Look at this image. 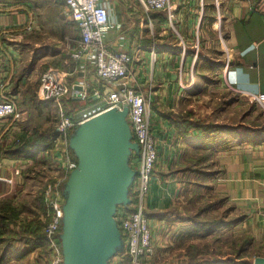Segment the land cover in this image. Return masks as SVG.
<instances>
[{
  "label": "crops",
  "instance_id": "0c3cea01",
  "mask_svg": "<svg viewBox=\"0 0 264 264\" xmlns=\"http://www.w3.org/2000/svg\"><path fill=\"white\" fill-rule=\"evenodd\" d=\"M108 2L114 28L107 35L106 45L111 53L135 56L134 86L150 96L148 120L160 154L147 205L155 244L154 264H161L166 256L175 259L176 264L183 263L187 248L202 242L205 230L209 232L208 226L204 230L202 225L198 227V221L181 208L198 191L225 198L233 206L230 226L217 229L213 235L232 232L237 238L242 228L248 233L264 234V119L260 125L252 126L254 118L239 117L232 123L225 118H209L223 98L233 100L228 110L234 115L235 110L252 101L251 95L264 94V0H171L175 28L187 41L186 51L174 41L176 35L166 14L147 13L139 0ZM32 12L35 11L28 3L0 4V76L6 95L17 106L21 99L27 107L33 103L28 83L38 62L45 66L43 73L62 72L49 62H60L61 53L38 60L36 51L42 44L29 38L32 31L27 32L29 26L37 31L40 25ZM70 24L78 31L73 22ZM223 37L235 54L228 68L220 60ZM197 40L201 48L198 54L193 47ZM72 63L75 80L85 77L93 87L95 71L90 69L84 76L73 60ZM21 118L22 114L18 120L0 122V131H19ZM240 126L250 129L249 137L237 134ZM225 128L233 131L225 132ZM35 130L32 127L17 135L15 146L21 144L24 135L32 138ZM47 155L52 157L49 166L60 165L62 154L55 145ZM203 156L208 159L199 161ZM8 160L17 176L21 174H17L18 170L34 166L31 160ZM199 169L214 176L193 173ZM0 182L10 185L12 180L0 176ZM198 186L202 189L198 190ZM40 235L43 236L41 232ZM250 243L249 252L253 250ZM28 251L21 259L12 257L9 264L49 263V251L46 256L47 250L41 247Z\"/></svg>",
  "mask_w": 264,
  "mask_h": 264
},
{
  "label": "built area",
  "instance_id": "2783aa9c",
  "mask_svg": "<svg viewBox=\"0 0 264 264\" xmlns=\"http://www.w3.org/2000/svg\"><path fill=\"white\" fill-rule=\"evenodd\" d=\"M108 3V0H66L63 13L65 20L76 25L80 35V44L73 49L72 60L84 76L90 69L95 71L94 86L86 82L85 77L77 79L70 85L67 82L69 73L50 70L42 74L37 96L41 101H51L57 105H60L65 98L76 101L88 98L100 100L104 103V110L92 117L111 109L122 111L128 108L127 120L133 140L140 147V153L134 154L131 160V166L137 172L131 190V204L128 207L119 208L116 214V221L124 242V251L114 260L119 264H150L155 256V246L147 215V205L160 154L148 120L150 96L134 86L135 56L127 52L111 53L106 45L107 35L114 28L110 21ZM139 4L148 13H166L180 45L186 51L185 40L175 28L176 16L171 0H139ZM32 29V26L28 27L29 31ZM196 43L198 45V40ZM224 48L223 55L227 58L224 65L228 68L233 63V54L231 56L230 49L225 44ZM196 50L198 54V49ZM79 86L84 90L75 89ZM251 100L264 109V94L251 95ZM20 117L17 103L6 95L0 76V122L18 120ZM88 119L77 121L62 114L61 111V118L56 126L57 137L54 145L61 151L62 159L65 156L67 161L65 168L64 163L62 164L63 179L57 182L53 190L47 192L45 196L50 210L49 213L47 212L48 224L43 232V237L48 244V264L64 263L60 241L65 204L63 187L70 173L78 165L77 160L73 158L69 142L75 129ZM20 173L21 171L18 170L17 174Z\"/></svg>",
  "mask_w": 264,
  "mask_h": 264
},
{
  "label": "rangeland",
  "instance_id": "374dc122",
  "mask_svg": "<svg viewBox=\"0 0 264 264\" xmlns=\"http://www.w3.org/2000/svg\"><path fill=\"white\" fill-rule=\"evenodd\" d=\"M13 1L17 2V0ZM35 1L36 4H40L39 8L37 6L36 8L34 4H28H31L33 7V11H35L34 14L33 12L31 13L32 17L37 21L38 25L40 24L39 26H37V31L35 29L31 30L32 32L30 33L29 37L31 39L33 38L35 41H39L42 44L40 49L36 51V56L38 57V60L39 58L40 60H42L45 56H49L50 58L51 55L56 56L57 54L61 53L62 59H60V62H49H53L52 67H54V69L59 68L62 72L69 73L67 82L71 85L76 81V77L73 76V74L71 73L73 72V63L71 58L73 49L80 44V35L78 31H76V29L72 26L68 27V29H65L61 25L62 23L68 25L70 24V21L64 19L65 16L63 14L66 0H52V2L59 3L60 6L63 4V7H60V9L58 8L59 11L58 9L56 11V9L49 6L48 3L44 0ZM54 17H57L58 20H55ZM27 32L30 31L28 30ZM60 33H62L64 36L63 41L60 39ZM174 41H176L180 45V42L177 37L174 38ZM195 42L193 47L201 51L199 43L200 40H198V45L196 43L197 46L195 45ZM185 43L187 45L186 40ZM224 44L230 49L231 56L233 54L234 61V51L230 47V45L227 44V41L224 39V37L222 39V56H220V60L223 63L227 60V58L223 55L225 50ZM26 59H29V56ZM39 64L40 62H38V65L35 67V69L31 71V76L29 78L28 83L29 88L26 86V88H28L29 93H31L30 97L33 100V103L30 104L29 107H27L26 103L23 102V99H21L18 104L19 110L22 114L21 121L18 124L19 131H0V165L2 166L0 167V172L3 173L0 176L2 178L12 180V183L10 185L0 182V204L12 202V205L15 209L19 208L21 210V207L24 208V212L20 214V218L16 222H12L10 228L8 229L9 231H11V234H9L7 238L12 237L10 239L12 240V242L15 241L14 238H17L15 237L16 234H25L27 231L28 233L35 232L40 234L41 232V234H43L44 229L48 224L47 212L49 213L50 211L49 206L46 203L45 196L47 192L53 190L54 185L57 182L63 179L64 171L61 164L64 163L65 168L67 161L65 156H63V159L60 161L59 166L53 165L48 167H34L36 169H34V171L31 173L30 168L24 167L23 171H21V174L17 176L15 174L16 168L10 165L11 162L7 163L8 161H10L8 160V158H10L11 156L10 153H8L7 151L14 148L16 143L15 140L18 137L17 135H22L23 133L27 132V129H30L32 127H35L39 130L40 128H42V131H45L48 128L53 130L57 126L59 118H61V111L62 114H65L69 117H73L75 120L79 121L83 119H88L98 114L101 110H104V103L100 100H96L94 102L89 101L87 99L74 102L71 98H65L60 103V105L54 103L53 105L42 103V101L38 99L37 91L39 90L40 79L43 74V69H45V66ZM26 66L28 67L29 65H27L26 63ZM26 88L25 90H27ZM25 90L23 92V97H25ZM222 100L223 101H221L216 107L213 108L214 113L209 118H225V121L228 123H232L235 119L239 117L254 118V120H251L252 126L260 125V120L264 119V109L253 101H249L247 103V106L242 105L239 111L235 110V113L233 115L232 111L228 110V107L231 104L230 101L233 100L231 98L228 99L227 97L223 98ZM222 110H224V112H222ZM223 115L224 117H222ZM50 158L52 157L50 156ZM27 173L29 175H27ZM49 183L52 184V188L44 190L45 186ZM41 199L43 200L45 209L43 208ZM220 200L221 198H215L210 194V192H196L194 194V197L190 201L184 202L182 204L181 208L187 213L186 215L198 222H202V220L203 222L220 221V219L222 218L226 222H229V220H233V206L230 204V202L228 203V201L221 204ZM214 205H217L218 207H214ZM208 207H210V209L208 213H206V215L202 212V210H204L205 208L207 209ZM218 208L220 211H217ZM226 212L229 214L227 215V217L224 218V214ZM201 217H203V219ZM241 230V233L238 234L237 232V234L240 235V237L237 238H233V233L229 232L228 235H213L207 240H204L203 238L202 242L196 241L194 244L190 245L187 248L185 255L186 260L181 264H189L193 257V262L199 261V264H213L214 261L217 260L220 262L221 259L222 262H220L219 264H240L241 260H246L251 263L253 262L254 264L255 259L264 258V234L258 235L250 232L248 233L247 231H244L243 228ZM9 231L7 232V234L9 233ZM13 234L15 236H12ZM249 238H253V240H250ZM248 242H251V248L253 245V250H251V252L248 251ZM240 248L242 249V251L240 250ZM239 250L243 252V257H245L244 259H239L236 256ZM27 252L29 251H26V253ZM170 258L171 256H166L165 258L160 260V263L162 262L161 264H164L163 260H165V264H176V260ZM113 260L112 262L115 261ZM152 263L154 264V261ZM156 263L157 262L155 261V264Z\"/></svg>",
  "mask_w": 264,
  "mask_h": 264
},
{
  "label": "water",
  "instance_id": "95a60500",
  "mask_svg": "<svg viewBox=\"0 0 264 264\" xmlns=\"http://www.w3.org/2000/svg\"><path fill=\"white\" fill-rule=\"evenodd\" d=\"M127 116L128 108L108 110L80 124L70 137L78 165L63 188V264H111L124 251L116 214L131 204L137 177L131 160L140 153ZM254 264H264V258Z\"/></svg>",
  "mask_w": 264,
  "mask_h": 264
},
{
  "label": "trees",
  "instance_id": "16d2710c",
  "mask_svg": "<svg viewBox=\"0 0 264 264\" xmlns=\"http://www.w3.org/2000/svg\"><path fill=\"white\" fill-rule=\"evenodd\" d=\"M9 1L14 2L13 0H0V4H5V3H8ZM44 1L47 2L49 6L56 9V11L58 8L60 9V7H63V4L60 6L59 3L52 2V0H44ZM15 3L17 5H22V6H25L26 5L25 3H31V4H34L35 7L37 6L38 8L40 6V4H36L35 0H17V2ZM54 18L55 20H58L57 17H54ZM61 25L65 29L66 28L68 29V27L70 26L74 28L72 24L68 25V24L62 23ZM60 34H61L60 39L63 41L64 36L62 33ZM88 100L95 102V100H93L92 98H88ZM73 101L75 102L76 100H73ZM42 103L53 105V102L51 101H42ZM71 118L74 119L73 117ZM41 129L42 128H40V130L36 128L35 135L32 138H28L26 135H24L23 137H21V144L19 146H15L13 149H10L7 151L8 153H10L11 158H19V159L33 161L34 166L30 168L31 169L30 173L33 172L34 169H36L34 167H40V166L48 167L49 166L50 155H47V153L53 150L54 141L57 137L56 127L53 130L48 128L47 130L42 131ZM222 129L223 128H221V130ZM232 131L233 130H231L230 128H225V132H232ZM236 132L241 138H247L249 137V133L251 131L250 129H246L244 126H240L236 129ZM255 132L256 131H254V133ZM72 155H73V158L76 160V157L73 152H72ZM206 159H208V157L203 156L199 161H202V160L204 161ZM193 173H195L196 175L205 174V175H208L209 177L214 176V173H211V172L207 173L206 171L203 172V171H200V169L194 170ZM27 175L29 174L27 173ZM50 188H52L51 183L47 184L44 190L50 189ZM197 188L198 190L202 189L200 186H198ZM208 188L209 190H211L212 187H208ZM198 193H201V191H198ZM225 202H227V199L221 198L220 203L223 204ZM41 203L43 204L42 199H41ZM217 205H214V207H218ZM210 207H208L207 209L205 208L204 210H202V212L208 213ZM43 208L45 209L44 204H43ZM217 211H220L219 208ZM23 212H24L23 207H21V210L19 208L15 209L14 206L12 205V202L0 204V264H9V261H11L12 257H16L18 259L23 258L26 255V251H28V248H32V247H41L44 250H47V252L45 253V256L48 253V244L46 240L44 239V237L38 233H31V232L28 233L27 231L25 234H20V235L16 234V236L13 234L12 236L17 237V238H14L15 240L14 242L10 240L12 237L7 238V236L11 234V231L8 230L10 228L11 223L16 222L20 218V214H22ZM228 214L229 213L226 212L224 214V218L227 217ZM200 225H202L203 230L205 229V226H208L209 232L207 234L206 233L203 234V238H206L207 236L211 237L213 233L216 232L217 229L227 228L228 226H230V222H226L222 218L220 219V221H210V222L206 221V222H203L202 224L199 221L197 226L200 227ZM7 230L9 231L8 234H7L8 232ZM6 239H9V240H6ZM17 244H18V247L16 246ZM240 250L242 251L241 248ZM240 250L238 251L236 256L239 259H244L245 257H243V252H241ZM193 261H194V257L192 258L189 264H199L200 263L199 261L198 262H193ZM219 263L220 262L216 260L214 261L213 264H219ZM240 264H253V262L251 263L246 260H241Z\"/></svg>",
  "mask_w": 264,
  "mask_h": 264
}]
</instances>
